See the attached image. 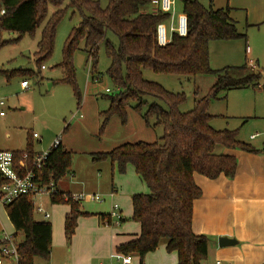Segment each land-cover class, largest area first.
<instances>
[{
	"label": "trees",
	"instance_id": "1",
	"mask_svg": "<svg viewBox=\"0 0 264 264\" xmlns=\"http://www.w3.org/2000/svg\"><path fill=\"white\" fill-rule=\"evenodd\" d=\"M65 1L0 0V48L7 45L2 41L3 34L20 37L33 34L46 21L48 7L52 4L56 12L45 26L36 54L37 63L41 64L54 52ZM67 1L81 16L80 24L72 30L63 51L61 67L68 75L67 82L75 83L73 58L80 46L84 45L88 62L95 71L100 49L104 46L111 62L107 73L118 92L110 99L111 107L104 114L103 129L114 115H119L125 123L126 109L131 103L136 104L134 109L140 114L147 107L142 115L147 127H151L150 121L154 119L153 127L163 129L159 142L127 143L109 153L93 156L95 162L110 159L120 172H125L129 165L133 166L149 189V194L132 197L133 220L139 224L141 234L121 245L117 252L124 256L138 255L140 264H144L146 256L155 253L161 242L166 241V251L177 254V264H203L208 258L209 239L196 235L192 229L194 203L202 197L195 176L209 180L221 176L233 179L238 162L234 156L220 153L223 149L260 153L251 144L241 142L238 131L213 129L211 124L217 116L209 112L210 101L219 100L223 94L250 87L259 89L261 73L247 66L226 67L218 71L210 67V43L246 42V33L238 31L237 23L230 16V8L214 10V0L210 1L209 8L198 0H182L188 19V35H174L169 45L160 47L157 26L166 22L168 15L149 11L151 0H108L106 8H102L96 0ZM111 36L116 38L117 43L111 40ZM239 70L249 73L235 77ZM147 71L183 78L215 76L216 82L208 96L195 101L192 111L182 113L180 108L187 101L185 94L172 93L157 83L146 81L144 72ZM94 79L97 77L93 76ZM198 94L197 88L195 95ZM76 98L80 102L78 92ZM147 98L155 102L148 105ZM30 137L34 139L33 134ZM13 154L16 168L25 161L26 168L21 171L22 174L33 171L38 180L41 178L42 185H49L52 181L56 185L58 193L51 198V202L69 207L65 217V237L71 245L79 219L90 216L81 210L79 202L72 200L70 193L58 189L59 181L71 170L72 153L62 143L51 147L40 171L34 167L39 154L31 140L24 151H14ZM5 208L15 229L12 235L19 243L20 264H35L37 259L49 260L52 224L35 220L36 211L31 199L20 197ZM99 217L106 225H112L110 215L101 214ZM122 222L125 220L122 219ZM19 234L23 236L20 242Z\"/></svg>",
	"mask_w": 264,
	"mask_h": 264
},
{
	"label": "rangeland",
	"instance_id": "2",
	"mask_svg": "<svg viewBox=\"0 0 264 264\" xmlns=\"http://www.w3.org/2000/svg\"><path fill=\"white\" fill-rule=\"evenodd\" d=\"M96 1L102 8L108 5V0ZM198 1L205 8L210 7L211 0ZM174 2L172 15L176 24L184 10L182 0H174ZM229 5L230 0H214L213 9H225ZM148 10L151 11L152 7ZM55 12V7L50 4L46 21L33 34L22 37L17 34L2 35V41L7 45L0 48V101L5 103L4 107H0V112L5 113V117H0V151H24L31 140L35 151L44 154L51 149L54 142L60 141L72 153L71 170L59 181L60 191L101 197L102 202L91 200L79 202L82 211L96 217L111 213V207L117 204L122 210L121 215L125 222L117 225L114 220L110 226L119 234L126 233V230L135 229L139 225L133 220L132 197L137 194H149V189L132 167L128 166L125 172H120L110 159L95 162L93 156L109 153L127 143L159 142L163 136V129L153 127L154 119L150 121L151 127H147L142 117L147 107H144L140 114L134 109L135 103L127 107L125 123L119 115H114L103 129L104 114L111 107L110 99L118 92L107 73L111 62L104 46L99 52L96 71L88 62L84 45L80 46L73 58L75 83L67 82L68 75L61 67L63 51L72 30L81 22L80 13L67 0L63 3V19L57 28L54 52L41 64L37 63L36 54L43 31ZM167 30L170 36V23L167 24ZM111 40L117 43L114 36H111ZM209 50L210 67L215 71L226 67H246L248 60L251 59L247 57L244 40L212 42ZM255 53L260 59L259 70L264 71V47L257 46ZM248 73L249 71L239 70L235 77H242ZM93 76L97 79L93 80ZM144 79L157 83L172 93H184L187 101L180 108L182 113L192 111L195 101L208 96L216 82L215 76L183 78L156 75L151 71L144 72ZM23 81H28V89L22 88ZM197 88L199 96L195 95ZM107 90L111 93H107ZM77 92L80 94V102L76 98ZM225 96L226 99H223ZM145 101L148 105L155 102L151 98ZM161 105L166 107L162 103ZM209 112L217 116L211 124L213 129L238 131V139L241 142H251V135L257 132L262 134L257 128H264V121L257 123L249 118L256 113L264 115V92L259 93L251 87L230 91L227 95L223 94L219 100L210 101ZM32 134H37L39 138L31 139ZM263 136L258 138V141ZM35 203L41 204L51 216L47 221L40 214H35L34 218L38 222L45 221L52 224L54 231L52 249L57 263L75 264L69 259L68 251L71 250L72 245L67 243L64 234L63 220L68 206L53 204L48 196L38 197ZM2 210L3 224L0 222V238L3 229L11 234L15 232L5 217L7 210L5 211L4 208ZM18 240L19 242L23 240L21 234ZM165 246L166 241H162L158 250L151 253L154 254V257H151L155 261L154 264H163L162 260H166L165 254L169 253L165 251ZM87 247L88 242L84 239V243L79 244L78 250L85 253L88 252ZM132 259L140 264L138 255Z\"/></svg>",
	"mask_w": 264,
	"mask_h": 264
},
{
	"label": "crops",
	"instance_id": "3",
	"mask_svg": "<svg viewBox=\"0 0 264 264\" xmlns=\"http://www.w3.org/2000/svg\"><path fill=\"white\" fill-rule=\"evenodd\" d=\"M227 7L231 9L230 16L237 23L238 31L247 35L245 42L247 57L251 58L248 60L247 67L253 70L249 64V61L253 60L259 68L260 59L255 49L257 46L264 47V0H230V5ZM260 72L262 82L259 87L261 88L256 90L262 93L264 92V71ZM249 118L257 123L264 121V115L261 113H256ZM257 129L264 135V128ZM262 134L248 142L260 152L259 154L221 150V153L232 155L237 159L238 168L233 179L221 176L216 180H209L202 176H195V182L202 190V197L194 203L192 229L196 235H204L209 239L208 258L203 264H213L218 259L230 261L233 264H264V136ZM261 136H263L262 139L258 141ZM129 167L134 169L131 165ZM112 198H114L113 195ZM3 208L6 211V208L0 205V222L3 220ZM120 212L122 214V210ZM68 213L69 207L63 220L64 234L65 217ZM5 217L15 231L8 214ZM4 231L8 232L3 229ZM140 231L138 225L135 229L119 234L113 227L103 223L99 216L92 214L83 216L79 219L71 250H67L70 252L69 259L75 264H116L112 257L119 254L118 248L138 238ZM53 238L54 231L52 242ZM221 238L233 240L236 245L221 248L219 246ZM84 239L88 242V252L85 253L78 250L79 244L84 243ZM153 255H147L144 264H154L155 261L151 258L154 257ZM165 259H161L163 264H167L166 261L177 264L178 260L175 253L165 254ZM35 264H58L53 249L49 260L37 259ZM132 264L138 263L132 259Z\"/></svg>",
	"mask_w": 264,
	"mask_h": 264
},
{
	"label": "built area",
	"instance_id": "4",
	"mask_svg": "<svg viewBox=\"0 0 264 264\" xmlns=\"http://www.w3.org/2000/svg\"><path fill=\"white\" fill-rule=\"evenodd\" d=\"M174 0H151L150 6L154 12H160L168 15L166 22H163L157 26V41L160 47H166L172 41L174 35L180 37H186L188 35V19L186 14H182L177 23H174V16L172 10L174 8ZM170 23V36L168 35L167 24ZM250 67L256 72H259L258 66L253 61H249ZM44 69V67H43ZM23 89H28V81H23L21 84ZM261 88V87H259ZM110 93V90L106 91ZM5 103L0 101V107H4ZM5 113L0 112V117H4ZM259 134L251 136V139H256ZM34 139H38L37 134H33ZM60 141L54 142L52 147L60 145ZM48 152L39 154L34 162V167L37 171L43 169L47 160ZM26 156L24 157V159ZM26 168L25 161L20 162L19 167H15L14 154L11 151H0V205L6 207L13 203L16 199L27 196L31 199L33 206L35 207L36 214H40L47 221L51 218L50 214L46 212L42 205H36L35 201L38 197L48 196L50 199L56 196L58 190L54 182H50L49 185H42L36 178L35 172L28 171L22 174V170ZM72 200L81 202L84 200H91L94 202H102L101 197L84 194H71ZM67 199V198H66ZM112 222L114 220L117 225H120L122 215L120 207L115 204L112 206V212L110 214ZM112 259L116 264H132L131 256H124L121 254L114 255ZM21 257L19 254V243L8 232H3L0 238V264H20ZM213 264H233L230 261L218 259Z\"/></svg>",
	"mask_w": 264,
	"mask_h": 264
},
{
	"label": "water",
	"instance_id": "5",
	"mask_svg": "<svg viewBox=\"0 0 264 264\" xmlns=\"http://www.w3.org/2000/svg\"><path fill=\"white\" fill-rule=\"evenodd\" d=\"M236 245V242L233 240H229L228 238H221L219 240V246L221 248H226V247H230V246H234Z\"/></svg>",
	"mask_w": 264,
	"mask_h": 264
}]
</instances>
